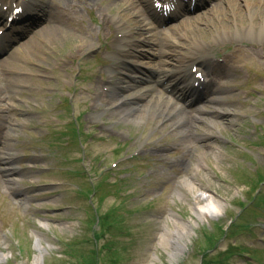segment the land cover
I'll return each instance as SVG.
<instances>
[{"label":"rangeland","instance_id":"rangeland-1","mask_svg":"<svg viewBox=\"0 0 264 264\" xmlns=\"http://www.w3.org/2000/svg\"><path fill=\"white\" fill-rule=\"evenodd\" d=\"M31 1L38 20L29 28L55 11L51 0ZM208 1L179 18L209 16L228 0ZM119 11L136 26L128 0H79L64 12L93 28L94 45L85 51L76 24L48 45L43 24L0 54V264H37L39 255L38 264H264V185L255 173L264 175V57L236 50L264 41L256 33L220 39L203 21L213 30L206 46L180 24L184 18L160 24V31L177 30L181 53L203 45L196 51L209 67L230 68L206 99L192 103L196 95L183 99L172 77L152 82L150 66L117 60L109 44L121 35L112 20ZM141 31L134 28V41ZM195 38L202 43L193 45ZM157 49L147 64L159 66ZM185 59L168 58L163 67L189 69ZM148 81L190 112L204 109L193 134L184 137L154 109L123 116ZM99 90L107 98L93 95ZM202 190L222 204L221 213L196 215ZM177 228L189 231L187 247L173 255L166 234Z\"/></svg>","mask_w":264,"mask_h":264},{"label":"bare ground","instance_id":"bare-ground-1","mask_svg":"<svg viewBox=\"0 0 264 264\" xmlns=\"http://www.w3.org/2000/svg\"><path fill=\"white\" fill-rule=\"evenodd\" d=\"M77 3L78 1L74 0H53V2H51L55 11L50 13L52 15L46 19L44 25V41L45 43L47 42V45L50 42L55 40L57 41L62 37L70 36V27H72L73 24H76L82 33L81 37L84 41V44L82 45L83 50L85 51L94 45L92 41V34L95 33L93 28L86 24L79 25L78 21H82L79 16L66 17V13H64L68 8L76 6ZM128 3H130V5L134 8V15L132 16L137 17L135 27L130 24L131 16L122 13V11H119L112 18L115 25L117 26V29L121 32L120 37L113 39L112 43L109 44L110 48L117 49L114 51L117 53V60L122 59L123 62L126 61L125 63L129 64L128 62L133 60L132 57H135L137 58L134 60L136 63L150 66V69H154L156 72L155 76L149 77L152 82L157 80L161 81L166 77H172V86H177V84L185 85V82H189V84L186 85V87L184 86L182 89H198V86H195V84L190 81L191 79L195 78V76L187 71L184 66L180 69V72H176L175 69H168L163 67V65L169 62L168 58H174L176 61H180L182 63L183 56H186V59L192 63L199 65L207 63L208 65V59L199 56V54L202 53L196 51L205 49L203 45H200L202 41H198L196 39L198 37L194 36L196 38L192 42L193 45H200V47H193L195 49H190L187 53H181V51L176 49L180 45V41L175 35L177 30L173 29L172 26L161 31L159 30V22L155 19L156 8L151 9L147 0H128ZM26 6H28V4H25V7ZM203 21H207V23H211V25L215 27V31L217 32L215 37L220 39L227 36L239 39H244L245 37L249 36L254 38L253 33H256L258 36L255 38L264 41V0H228L225 3L224 1H221L220 6L216 11L214 10L211 15L203 16V18L190 17L188 19H183L180 22L181 25H185V29H187L189 33H197L199 36L201 35L203 38H205L206 46H209L212 44V41L209 38L213 33V30H207L198 25L199 22ZM134 28L137 31L142 30L140 32L141 37L139 38L140 43L132 39ZM86 36H88L89 39H87ZM257 42L249 41L247 45L239 46V48L236 50L239 52L250 51V53H253V55L256 57L262 58L264 57V47L262 44ZM30 43H32V41L28 42L27 45ZM155 46L159 47V49H157L158 52H153V55L155 54L160 57L159 66H155L154 63L147 64L146 62L147 59L151 58V52L154 51L153 48ZM135 50H139V52L135 53ZM180 53L181 55H179ZM144 61L146 63H143ZM210 65L211 69L206 67L209 73H213L216 77L222 78H226L228 76L230 68H226L218 64L214 65L213 62H211ZM233 81L234 80L229 79L226 80V82ZM152 82L148 81L147 84H144L146 86H142L145 88L143 91H140V89L134 94L136 102L133 106L130 105L129 107H126V109L124 108L121 110L123 116L130 115L132 112L130 110H134L137 114H139L143 111L147 112L154 109L157 113H160L165 118L168 117L170 120H172L174 126L181 128V132L184 137L193 134V128L196 129L197 121L202 119V115L200 113L204 112V109L201 107L197 110L198 112H190L187 106H181L180 104L176 103L175 99L165 96L163 91L153 85ZM201 84L204 87H208V81H203ZM131 86L134 85L129 84L130 88ZM226 86L229 87L231 84H226ZM224 87L225 86L222 85L218 86L217 91L222 92ZM122 89V91H125L127 88L123 87ZM118 91L119 90L115 91V95L118 93ZM111 92H109V95H111ZM120 93L121 91L119 94ZM93 95L107 98L108 93L103 90H99L98 92H93ZM214 101L219 103L223 101V98L217 97L214 98ZM198 196L204 199L205 203L201 205L197 204L195 207L196 215L203 217L205 213L214 215L222 212V204L216 201L211 194L202 190L198 192ZM184 226L185 227H183V229L186 227L191 228L192 225L185 223ZM183 229L177 228L175 231L167 232L166 234L168 239L169 237L173 239V255H176L175 252H181V250L185 248L186 243L184 238L188 235L189 231L187 230V233L185 234ZM39 249L41 250L42 247H39ZM40 262L41 255L37 256L36 259L37 264Z\"/></svg>","mask_w":264,"mask_h":264},{"label":"trees","instance_id":"trees-1","mask_svg":"<svg viewBox=\"0 0 264 264\" xmlns=\"http://www.w3.org/2000/svg\"><path fill=\"white\" fill-rule=\"evenodd\" d=\"M214 245V244H213Z\"/></svg>","mask_w":264,"mask_h":264}]
</instances>
